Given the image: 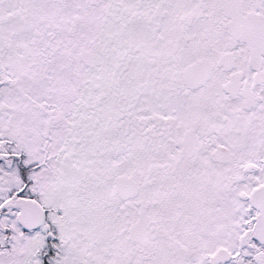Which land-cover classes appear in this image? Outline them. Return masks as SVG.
I'll use <instances>...</instances> for the list:
<instances>
[{
    "label": "snow or ice",
    "instance_id": "snow-or-ice-1",
    "mask_svg": "<svg viewBox=\"0 0 264 264\" xmlns=\"http://www.w3.org/2000/svg\"><path fill=\"white\" fill-rule=\"evenodd\" d=\"M0 264H264V0H0Z\"/></svg>",
    "mask_w": 264,
    "mask_h": 264
}]
</instances>
